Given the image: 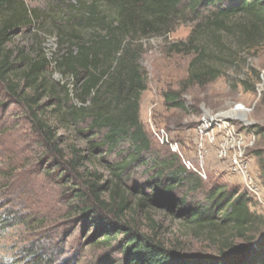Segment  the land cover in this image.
<instances>
[{"label": "trees", "instance_id": "trees-1", "mask_svg": "<svg viewBox=\"0 0 264 264\" xmlns=\"http://www.w3.org/2000/svg\"><path fill=\"white\" fill-rule=\"evenodd\" d=\"M63 6L49 56L37 33L24 39L38 25L37 11L22 0H0V114L28 127L22 140L36 165L66 189L74 219L94 229L82 241L105 250L93 264H264V241L255 243L264 217L250 210V196L204 185L177 155L154 144L139 116L147 90L142 40L180 23L192 24L190 33L170 50L190 60L181 91L162 93L168 109L186 111L182 90L220 78L231 90L254 91L264 0H64ZM155 212L177 220L179 236L205 242L211 252L163 241Z\"/></svg>", "mask_w": 264, "mask_h": 264}, {"label": "rangeland", "instance_id": "rangeland-1", "mask_svg": "<svg viewBox=\"0 0 264 264\" xmlns=\"http://www.w3.org/2000/svg\"><path fill=\"white\" fill-rule=\"evenodd\" d=\"M22 1L29 9L36 10L38 16V25L33 24L24 39L30 41L37 33L50 56L57 47L53 28L66 9L64 0ZM191 25L180 23L164 36L142 40L140 64L147 90L140 97V120L151 138L154 136L151 127L166 131L169 142H176L178 150L173 151L169 144L152 138L154 144L168 154L177 155L182 164L189 161L193 167L185 166L186 169L202 172L204 185L218 183L246 192L251 198L250 210L264 217V181L259 162H264V51L253 60L259 71L254 91H244L241 87L231 90L225 79L220 78L202 88L190 85L182 90L186 111L168 109L162 93L181 91L190 60L188 55L172 52L170 46L184 41ZM16 40L20 41V36ZM204 110H210L213 116L223 114L210 121L208 130L212 132L208 138L201 137L198 131ZM230 111L236 114H229ZM27 129L21 121L2 118L0 114V264H93L105 250L83 247L82 241L92 236L94 229L83 228L74 219L67 207L68 198H63L66 189L36 165L32 151L22 140ZM258 130H261L259 134ZM228 132L233 139L228 140L224 154L221 141ZM234 154H241L239 168L230 164ZM134 178L143 184L142 178ZM151 214L160 227L163 241L179 240L192 251L211 252L205 242L179 236L178 221L165 212ZM141 224L145 228L144 220Z\"/></svg>", "mask_w": 264, "mask_h": 264}, {"label": "built area", "instance_id": "built-area-1", "mask_svg": "<svg viewBox=\"0 0 264 264\" xmlns=\"http://www.w3.org/2000/svg\"><path fill=\"white\" fill-rule=\"evenodd\" d=\"M212 112L210 110H204L203 111V117H202V126L200 127V130H198L201 134V137L205 136V138L210 137L212 130H208V126L211 124L210 121L213 119V117L222 115V113L219 114H215V116H213V114H211ZM211 118V119H210ZM228 119V118H227ZM225 128V127H224ZM226 129V128H225ZM151 130L153 132L154 138L159 141L161 144H169L171 146V148L173 149V151H177L178 150V145L176 142H169L168 140V135L166 133V131L162 128L160 130H156V128L151 127ZM229 130V129H227ZM226 137L223 138V142L222 143V147H223V152L224 154H226L227 152V148L229 147V139H233L232 138V133L228 132L225 134ZM241 154H234L232 157H230V164L234 167H240L241 166V160H240ZM183 163L185 164V166L187 168H191L193 167L191 165V163L189 161H183ZM197 173L202 176L205 177L204 174L200 171H197Z\"/></svg>", "mask_w": 264, "mask_h": 264}, {"label": "water", "instance_id": "water-1", "mask_svg": "<svg viewBox=\"0 0 264 264\" xmlns=\"http://www.w3.org/2000/svg\"><path fill=\"white\" fill-rule=\"evenodd\" d=\"M243 120H245V119H243ZM246 122V121H245ZM262 241H264V233L262 234V235H260V237H258L257 239H256V244L257 243H259V242H262Z\"/></svg>", "mask_w": 264, "mask_h": 264}, {"label": "bare ground", "instance_id": "bare-ground-1", "mask_svg": "<svg viewBox=\"0 0 264 264\" xmlns=\"http://www.w3.org/2000/svg\"><path fill=\"white\" fill-rule=\"evenodd\" d=\"M228 114V113H227ZM229 114H236L235 111H230ZM223 115V114H222ZM222 115H219L220 117H222ZM218 116V117H219Z\"/></svg>", "mask_w": 264, "mask_h": 264}]
</instances>
